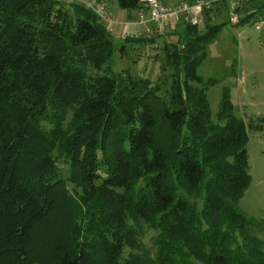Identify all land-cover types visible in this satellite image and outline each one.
I'll return each instance as SVG.
<instances>
[{
  "label": "trees",
  "instance_id": "obj_1",
  "mask_svg": "<svg viewBox=\"0 0 264 264\" xmlns=\"http://www.w3.org/2000/svg\"><path fill=\"white\" fill-rule=\"evenodd\" d=\"M115 1L145 10L141 0ZM89 8L0 0V261L21 254V238L67 181L80 196L54 264H137L143 224L162 237L156 264H193L186 247L231 264L219 228L197 227L188 198L200 189L209 221L222 215L241 232L249 224L235 206L251 182L249 133L264 118L238 116L227 94L212 118V80L198 68L220 25L201 34L188 24L186 40L164 42L155 60L169 72L152 82L112 71L114 38Z\"/></svg>",
  "mask_w": 264,
  "mask_h": 264
},
{
  "label": "rangeland",
  "instance_id": "obj_2",
  "mask_svg": "<svg viewBox=\"0 0 264 264\" xmlns=\"http://www.w3.org/2000/svg\"><path fill=\"white\" fill-rule=\"evenodd\" d=\"M58 1L67 6L79 4L85 9L93 6L89 9L114 38V53L109 61L112 71L126 70L152 82L169 72L161 69L159 61L155 60V54H161L159 48L164 42L186 40L188 24L199 27L201 34L208 30L210 24L220 25V31L207 45L206 58L198 68L204 80H212V85L207 87L212 118L218 111L223 94H227L238 116L244 119L264 118V0H248L240 5L237 22L230 21L227 5L216 15L208 16L201 11L194 15L177 14L154 22L148 19L147 13L142 17L141 11L120 9L115 0H106L108 15L104 18L99 17V10H96L98 3L104 0ZM161 2L175 8L179 4L196 1ZM193 16H196L195 23L191 21ZM247 153L251 182L235 206L238 213L249 221L243 232L230 228L222 215L212 221L206 218L202 190L198 189L188 198L197 213V227L205 229L203 231L207 235L212 233V226L219 228L218 242L231 264H264V128L261 132L249 133ZM58 163L62 177L66 179L67 164L64 159ZM79 196L80 191L69 182L66 181L65 186L59 185L46 214L21 238V254H7L0 264H54L55 249L60 239H65L69 233L77 208L75 200ZM161 239L158 230L146 224L137 229L139 248L133 251L137 264H156ZM174 243L179 248L183 246L182 241ZM184 250L193 255V264H209L202 253L196 256L190 248Z\"/></svg>",
  "mask_w": 264,
  "mask_h": 264
},
{
  "label": "built area",
  "instance_id": "obj_3",
  "mask_svg": "<svg viewBox=\"0 0 264 264\" xmlns=\"http://www.w3.org/2000/svg\"><path fill=\"white\" fill-rule=\"evenodd\" d=\"M162 0H141L145 10L141 11L140 15L148 14V19L154 22L163 21L166 17H170L177 14H197L202 11L205 13L220 4H224L228 6V10H230L229 19L231 22H237L239 20V14L237 13V9L240 5L246 3L248 0H194L195 3L186 4L182 3L177 5L175 8H170L167 5L161 3ZM93 7V6H92ZM90 7V8H92ZM99 17H106L108 15V11L104 4H98ZM192 16V15H191ZM143 17V16H142ZM193 23L196 22V16H193Z\"/></svg>",
  "mask_w": 264,
  "mask_h": 264
},
{
  "label": "crops",
  "instance_id": "obj_4",
  "mask_svg": "<svg viewBox=\"0 0 264 264\" xmlns=\"http://www.w3.org/2000/svg\"><path fill=\"white\" fill-rule=\"evenodd\" d=\"M99 1H100V0H99ZM100 2H101V3H104V4H105V6H106V3H105V2H106V0H104V1H100ZM115 2H116V1H115ZM116 4H117V3H116ZM106 9H107V6H106ZM107 11H108V10H107ZM115 12H116V11H115ZM115 12H114V13H115ZM116 14H117V15H122V14H120V13H118V12H116ZM149 24H150V23H149ZM147 25H148V24H147Z\"/></svg>",
  "mask_w": 264,
  "mask_h": 264
}]
</instances>
